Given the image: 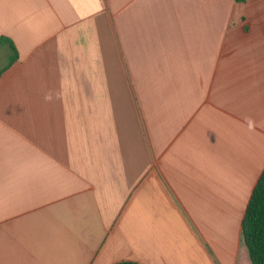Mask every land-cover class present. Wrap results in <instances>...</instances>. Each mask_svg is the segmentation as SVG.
I'll use <instances>...</instances> for the list:
<instances>
[{
    "label": "crops",
    "instance_id": "1",
    "mask_svg": "<svg viewBox=\"0 0 264 264\" xmlns=\"http://www.w3.org/2000/svg\"><path fill=\"white\" fill-rule=\"evenodd\" d=\"M264 0H0V264H250Z\"/></svg>",
    "mask_w": 264,
    "mask_h": 264
},
{
    "label": "trees",
    "instance_id": "2",
    "mask_svg": "<svg viewBox=\"0 0 264 264\" xmlns=\"http://www.w3.org/2000/svg\"><path fill=\"white\" fill-rule=\"evenodd\" d=\"M240 233L250 264H264V170L261 171L251 191ZM113 264H139L122 260Z\"/></svg>",
    "mask_w": 264,
    "mask_h": 264
}]
</instances>
